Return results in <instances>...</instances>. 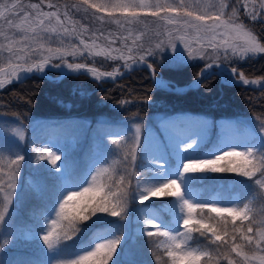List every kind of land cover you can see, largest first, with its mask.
<instances>
[{
	"label": "snow or ice",
	"instance_id": "snow-or-ice-1",
	"mask_svg": "<svg viewBox=\"0 0 264 264\" xmlns=\"http://www.w3.org/2000/svg\"><path fill=\"white\" fill-rule=\"evenodd\" d=\"M47 2L49 8L55 7L57 10L43 11L39 3L23 5L21 0H11V2L0 0V21H3L0 23V37H4L5 40L4 43H0V60L5 61L3 66H0V89L14 80L27 78L26 74L34 70L43 71L44 67L57 56L63 61L65 55H83L86 51L89 55H104L111 59L124 60V67H129V61L133 65L146 64V57L155 55V50L162 51L170 47L173 52H176L179 45H183V49L187 51V58L184 55L170 57V61L176 65L185 63L187 59L211 60V63L204 65L193 81L197 87L201 83V77L212 68H216L218 74L226 81L236 80L247 85L264 80V77L259 80L246 79L242 72L238 73L236 68L228 69L224 63L264 54V43L261 39L244 23L239 22V7H237L242 6L245 9V15L252 21H257L258 18L264 19V0H259L258 3L257 0H234V4L229 0H204L203 3L202 0H177L175 3L169 0H101L99 3L93 0H79V3L71 6L78 11L83 7L85 12L91 8L99 13H107L112 22L120 28L140 23L142 16L150 15L157 18L158 26L162 28L157 35H162L166 39L159 40L154 45V49L149 48L137 56L124 55L120 53V49L97 46L95 39L91 44L88 43L77 31L76 22L72 20L69 12L64 11V18L61 19L59 6L53 5L51 0ZM25 8L32 9L35 14L26 11ZM228 8H231L230 12L226 11ZM21 12L23 15L19 22L14 23L9 18L19 16ZM116 14H120L122 19L116 18ZM99 19L103 21L104 17L100 16ZM159 22L163 23L159 24ZM67 25L72 27L69 28ZM9 31L13 34L9 35ZM17 33L19 38H16ZM69 37L77 38L79 45L83 47L80 48L71 43L62 47L51 46L52 41L56 40L63 44ZM113 52H118L120 55L113 56ZM128 52L131 53L132 49L128 48ZM5 53L7 57L4 56ZM34 55H39L41 58L33 61ZM13 60L16 62L14 63ZM63 62L69 69L87 67L84 64ZM59 66L56 65V67ZM148 67L152 68V65ZM88 70L97 78L100 75L111 78L118 72L116 70L98 74L95 68ZM153 74H155L154 68ZM157 84L164 86L162 81H157ZM121 103H128V101ZM139 131L140 125L137 124L135 133L131 137H125L119 133L108 134L115 137L112 144L127 145L128 148L122 157L124 174H121L118 180L112 178L108 161L110 155L116 154L113 148L105 146L83 177L76 179H73L69 165L57 163L61 160V155H57L48 147L43 148L42 151L37 150L40 151L38 159L50 162L59 174L58 179L63 180V184L53 193L47 205L48 216L54 213V218L50 220L46 230L41 229L44 234L40 237L47 249L51 250L55 264H109L110 261L111 264H120L117 248L122 246L123 234L117 235L120 232L118 221L108 220L107 217L127 216L129 202L136 199L137 193L141 203L153 197L175 198V204L181 209L182 224L177 222L175 227L166 222L158 225L155 217L145 215V224L156 229L147 231L146 235L149 238L154 236L165 238L156 247L163 248L164 255L170 264H264V218L255 220L248 204H244L243 207H218L217 202L213 201L193 203L188 189L183 187L187 183L188 174L236 173L253 182V192L250 195L257 191L256 186L258 189H264V123H261L258 132L251 133L253 137L251 141L243 144L225 143L224 147L229 150L217 148L218 154L212 153L211 158L200 159L184 155L199 149L198 140H192L191 143H188L187 139L182 141L185 144L182 152L179 151L178 143V153L181 154L179 164L182 169L178 166L174 172L169 169L163 174L157 173L153 186L143 190L140 189L138 181L136 191H132L125 186L124 181L127 177L130 184L131 176L139 175L127 168L129 162L135 163L137 160L136 150L140 146ZM13 132L18 139H24V134L19 129H13ZM241 147L243 150L238 151L237 148ZM57 151L62 150L57 149ZM12 155L14 158L7 161L5 172L3 152L0 151V224L4 225L11 218L10 207L14 206L16 180L21 162L25 159L20 154ZM158 158L163 159L162 156ZM64 159L67 160L68 157L65 155ZM115 163L116 161H112V164ZM97 165L100 166L97 167ZM62 168L63 171H61ZM105 176H108L111 182H106ZM169 176L175 178H169ZM83 184L87 186L81 187ZM73 188H80V190H71ZM197 209L201 213L207 210L209 213H215L216 216L201 215L199 219H196L194 212ZM225 214L231 217V230L227 226ZM48 216L45 217L46 223H48ZM237 220L241 221V224L247 221L248 226L246 228L237 226ZM104 222L110 228L106 233L96 237L101 242L95 243L94 247L92 246L94 241L82 242L84 234L91 227ZM193 233H199L200 236L208 239L209 243L206 246L192 247ZM237 240L241 242L237 243ZM78 244L79 247H77ZM114 255L116 259L113 258ZM155 258L157 264H161V257ZM48 264H52V261Z\"/></svg>",
	"mask_w": 264,
	"mask_h": 264
},
{
	"label": "rangeland",
	"instance_id": "rangeland-1",
	"mask_svg": "<svg viewBox=\"0 0 264 264\" xmlns=\"http://www.w3.org/2000/svg\"><path fill=\"white\" fill-rule=\"evenodd\" d=\"M9 2H11V0H9ZM93 2L99 3L101 0H93ZM169 2L175 3L177 0H169ZM203 2L204 0H202V3ZM229 2L234 4V0H229ZM258 2L259 0H257V3ZM21 3L23 5L39 3L41 4V9L43 11L57 10L55 7L49 8L47 0L43 3L41 0H21ZM51 3L59 6L61 19L64 18V11L69 12L72 20L76 22L77 31L81 33L82 38L88 43L91 44L92 40L95 39L97 46L120 49V53H123L124 55L131 54L133 56H137L149 48L154 49V45L159 42V40L166 39L162 35H157V33L162 31V28L158 26L157 18L151 17L150 15L147 17L142 16L141 22L138 24H133L131 26L125 25L124 28H120L117 24L112 22L107 13H99L95 9L91 8H88V11L85 12L83 7L78 11L76 8L71 7L73 4L79 3V0H51ZM237 7H239V22L244 23L248 28H250L247 22L252 20L250 17L245 15V9L242 6ZM25 10L33 15L35 14L30 8H25ZM257 10L260 11L259 9ZM226 11L230 12L231 8L226 9ZM93 13H95V16H93ZM22 15L23 12H21L19 16H12L9 18L16 23L19 22ZM100 16L104 17L103 21L99 19ZM116 18L122 19L120 14H116ZM0 23H3V21H0ZM162 23L163 22H159V24ZM67 26L69 28L72 27V25ZM93 33H95V36H93ZM8 34L12 35L13 33L12 31H9ZM16 38H19V33H17ZM4 42V37H0V43ZM69 43L75 44L80 48L83 47L82 45H79V40L75 37L65 39L63 44L54 40L51 42V46L54 48L62 47L69 45ZM128 48L132 49L131 53L128 52ZM120 53L113 52L112 55L119 56ZM155 53L156 54L151 57H146V60L150 62L156 61L162 67H178L182 65L172 63L169 59L170 57L184 55V57L187 58V51L183 49V45H179L176 52H173L169 47L162 51L155 50ZM86 55L89 56L86 51L83 55H65L63 57V61H67L69 63L79 62V58H83V56ZM4 56L7 57V53H5ZM97 57H102L103 59L113 63V68L125 63L124 60L111 59L104 55ZM40 58L41 57H39V55L32 56L33 61ZM53 59L61 60L59 56L54 57ZM192 60L194 59H187L186 62ZM243 60L238 61L240 62ZM63 61L61 60L59 64H64ZM4 62L5 61L0 60V66H3ZM13 62L15 63L16 61L13 60ZM220 76L221 75H219V77ZM221 80L226 81L223 76H221ZM114 107L123 109V111L126 112L131 105L129 103H119ZM261 123H264V120H252L251 125L247 121L240 119H219L213 121V119L205 115L186 113L168 115L156 113L142 118L129 115L123 118L122 123L118 127L106 131L105 133L92 135L91 137L88 131L89 122H85L82 119L74 121L63 120L57 124L35 121L30 126H27L6 118L0 112V151L3 152L2 159L4 162L5 172L7 171V161L14 158V155L12 154H20L25 157V159L21 162L19 175L16 180L17 190L15 196L13 197L14 206L10 207L11 218L8 219L6 225L0 224V254L7 251L6 244H10L12 248L17 250L18 248L16 247H18L20 243L24 242L27 244L37 238H40L44 234L41 229L43 228L46 230L50 220L54 218V213L51 216H48L46 208L45 211H41L36 217L38 219V229H32V227L15 222L19 216L18 209L22 206L21 198L24 197L26 193V186L22 185L23 180L28 181L30 179H35V185L38 187L39 193L43 194L45 187H47L51 198L53 197V193L63 184V180L58 179L59 186H56L57 183L55 181L48 180L50 177L49 175L45 178V176L41 174L42 171L49 170L52 174L54 173L53 175H55L56 178L59 175L50 162L38 159L40 151L37 150L42 151L45 147L51 148L57 155H61V160L57 162L58 164L69 165L73 179H76L77 177L82 178L84 173L87 172L89 167L92 165L93 161L99 157L105 146L115 149V155L123 151H128L127 145L112 144V140L115 137L108 135L109 133H119L125 137H131L135 133V126L139 124L140 131L138 136L140 146L137 149L139 150L141 157L145 160V166L151 174L148 177H144L136 181L133 190L136 191L138 181L140 182V189L143 190L153 186L156 182L154 177L157 173L163 174L169 169L174 172L177 170L178 166L182 169V166L179 164L181 154L178 153L177 144L179 143V151L182 152L185 148V144L181 146L183 143L182 141L186 140L188 137H201L200 147L197 151H189L184 155H188L193 158L206 159L211 158V154L216 153L217 148H224L225 151L229 150L227 147H224L225 143L243 144L251 141L253 139L251 133L253 131L258 132ZM13 129H19L22 131L24 139H18L15 136ZM175 129L187 131V134L178 139V143L173 141V136L176 134ZM29 132L32 135L30 139L28 137ZM204 144H206V147L201 149ZM249 146L252 145L249 144ZM57 149L62 151H57ZM29 150H34V154L32 155L31 160L28 161ZM237 150L242 151L243 148H237ZM78 151H80V153H78ZM65 155L68 157L67 160L64 159ZM115 155H110L108 157L109 164ZM161 156L163 159L158 158ZM99 166L100 165H97V167ZM61 171H63V168ZM238 177L237 181L239 183L237 185L231 183L225 185L221 181H218L219 174L217 173L188 174L187 183L183 185V187L188 189L193 203L213 201L217 202L216 206L218 207H243L244 205L240 206L239 198L236 193H234V190L247 188L253 184V182L249 181L248 178L240 177L239 175ZM169 178L175 177L169 176ZM88 179L90 180L91 177L89 176ZM86 186L87 184L81 185V187ZM71 190L79 191L80 188H73ZM262 190L264 192V189ZM154 199L155 198L153 197L148 201L141 203L137 193L136 199L129 202V213L127 216L121 218L111 217L109 219L112 221H118L119 223L120 232H118L117 235L123 234V240L122 246H118L117 252H119L122 247L123 257L126 256V258H128L133 252L132 245L135 237L146 235V232L149 230H156L152 228L151 225L145 224V215L155 217L158 225L161 224V222L171 224L173 227L177 225V222L182 224L183 214H181L180 207L175 204V198L171 197L168 207H156L153 204ZM260 205L263 204H259V206ZM248 206L251 211V205ZM46 216H48V223L45 222ZM194 217L196 218L195 212ZM109 228L110 226L106 224L102 231L97 232L92 237L91 241H94L92 244L93 247L95 243L101 242L99 239H96V237L106 233ZM141 230L144 231L142 232ZM161 238L162 241L165 239L163 237ZM5 241H7V243H5ZM39 244L42 247H39L40 250L38 249L40 256L38 257L39 259L36 260L35 264H48L49 261H52V264H55L51 250L47 249V246L43 243L42 239H40ZM125 262H127V259H125Z\"/></svg>",
	"mask_w": 264,
	"mask_h": 264
},
{
	"label": "trees",
	"instance_id": "trees-1",
	"mask_svg": "<svg viewBox=\"0 0 264 264\" xmlns=\"http://www.w3.org/2000/svg\"><path fill=\"white\" fill-rule=\"evenodd\" d=\"M257 37L264 43V23L259 21L247 22ZM69 59V58H68ZM58 63L61 60H52ZM77 61V60H76ZM78 61L87 64H94L101 69L108 70L112 68L113 63L97 56H83ZM208 60L195 59L182 64L180 67H162L156 61H151L153 66L159 70L163 77L172 81L176 85L188 84L194 79L199 70ZM230 66L239 68L247 77H264V54H257L254 57L247 58L245 61L236 59L225 62ZM53 77H40L33 75L22 82L15 83L5 87L0 91V112L9 119L20 124L30 126L35 121H45L50 123L62 120H90V130L94 132L108 131L112 127L120 124L123 118L129 115L137 117H147L154 113H169L179 110H188L200 112L210 117H236L247 120H264V88L254 89L236 84L225 83L221 76L212 74L201 81L198 88H190L185 92L176 93L161 88H157L146 68L133 70L128 75L119 78L114 82H97L85 74L68 75L60 80H56V72H49ZM122 101H128L131 105L125 112L123 109L114 107ZM135 114V115H134ZM29 132V139L31 138ZM137 160L135 163L129 162L127 168L133 173L139 175L131 176V183H128L127 177L124 184L132 191L134 184L138 179L148 177L151 172L146 168L145 161L137 149ZM80 151H78L79 153ZM126 152L116 155L111 163L110 172L113 179H119L124 174V163L122 157ZM34 150L28 151V161L31 160ZM45 175H49L48 180L56 181L54 173L46 170ZM223 183L229 182L238 184V175L236 173H217ZM106 182H111L108 176H105ZM57 182V181H56ZM26 186V193L22 197V206L19 208L20 223L26 222L34 225L36 216L50 203L52 199L47 191L38 195L32 184L28 181H22ZM253 194L252 185L250 188H240L235 190L239 195V203H251L252 217L259 221L264 218V198L263 191L258 189ZM251 200V201H249ZM171 197L155 198V206H169ZM259 204H263L260 205ZM263 208V209H262ZM262 214H261V211ZM201 215L215 217V213H209L204 210L195 211L196 219ZM227 217V214H225ZM111 217H107L109 220ZM218 219V218H217ZM228 228L231 230V217H227ZM215 222V221H210ZM90 223V222H85ZM107 223H100L91 227L82 238L83 243L91 241L92 237L102 231ZM239 227H247L248 222L241 224L236 221ZM162 240L161 237H151L140 235L134 238L133 252L128 258L123 257L119 250V262L123 264H157L156 256L161 257V264H170L168 258L164 255L163 248H157L156 245ZM241 241L237 240V243ZM40 238L27 245L21 244V248L16 251H5L0 254V264H35V258L38 257L37 249L42 247ZM209 240L199 233H193L191 245L194 247L206 246ZM79 247V244L77 245ZM135 247V250H134ZM10 249V248H9ZM8 249V250H9ZM20 250H22L20 252ZM155 252V255L153 253ZM117 257L114 255L113 257ZM111 264V261L109 262Z\"/></svg>",
	"mask_w": 264,
	"mask_h": 264
},
{
	"label": "water",
	"instance_id": "water-1",
	"mask_svg": "<svg viewBox=\"0 0 264 264\" xmlns=\"http://www.w3.org/2000/svg\"><path fill=\"white\" fill-rule=\"evenodd\" d=\"M74 64H84V63H74ZM129 64V67H124L123 68V70H121V71H119L118 70V68H116L114 71H116V70H118V72H117V74L115 75V76H113V77H111V78H109V77H104V79L106 80V81H114V80H116V79H118V78H120L121 76H124V75H127L129 72H131L132 70H134V69H136V68H140V67H147L148 69H149V71H150V73H151V75L153 76V68H149L148 67V65H150L149 63H136V64H132L131 62L130 63H128ZM48 65H51L52 67H53V70L54 71H56V72H58L60 75L58 76V78L59 79H61V78H63V77H65V76H67V75H78V74H85V75H89V73H87L86 71H82V70H80V69H69L68 68V70H66V71H60L59 70V68L58 67H56V65L57 64H53L52 62H50ZM64 65H66V64H64ZM84 65H86L87 67L85 68L86 70H88V69H92V68H95L96 70H97V73H104V72H112L111 70H109V71H104V70H101V69H99L97 66H94V65H90V64H84ZM47 66V65H46ZM63 66V65H62ZM67 66V65H66ZM228 69H230V68H228ZM239 73V72H238ZM33 74H35V75H39V76H44V74H41V73H39L38 71H33L32 73H27L26 74V77L28 78L29 76H31V75H33ZM245 78V77H244ZM26 78H24V79H22V80H19V81H13L12 83H17V82H21V81H23V80H25ZM247 79V78H246ZM12 83H10V84H12ZM242 84H244V83H242ZM6 85H8V84H6ZM5 85V86H6ZM245 85V84H244ZM247 86H251V87H255V88H262V87H264V80H261L259 83H256V84H247ZM165 87H167V86H165ZM168 89H170L169 87H167ZM182 88L181 87H176V88H173V89H171V90H173V91H176V90H181ZM1 90V89H0Z\"/></svg>",
	"mask_w": 264,
	"mask_h": 264
},
{
	"label": "bare ground",
	"instance_id": "bare-ground-1",
	"mask_svg": "<svg viewBox=\"0 0 264 264\" xmlns=\"http://www.w3.org/2000/svg\"><path fill=\"white\" fill-rule=\"evenodd\" d=\"M50 68H52L53 69V67L51 66V65H47V66H45L44 67V69H43V71H38L39 73H41V74H46V71L48 70V69H50ZM59 70L60 71H66V70H68V67L66 66V65H60L59 67ZM80 70H82V71H86L87 73H89L90 74V76H92L93 78H95V79H97V80H99V81H101V80H104V76H102V75H100L99 76V78H97V77H94L93 75H92V73H91V71H89V70H86V69H80ZM113 72V71H112ZM99 74V73H98ZM255 80V79H254ZM157 81H162L163 83H164V80L161 78V77H156L155 78V83L157 84ZM232 83H234V84H238V82L236 81V80H232ZM158 85V84H157ZM175 132H176V134L173 136V141H175V142H177L178 143V139H180V137H182L183 135H185V134H187V131H181V130H179V129H175ZM198 135V134H197ZM200 139H201V137H199V136H191V139H188L187 138V142L188 143H191L192 142V140H198L199 142H200ZM184 143H182L181 144V146L183 145Z\"/></svg>",
	"mask_w": 264,
	"mask_h": 264
}]
</instances>
